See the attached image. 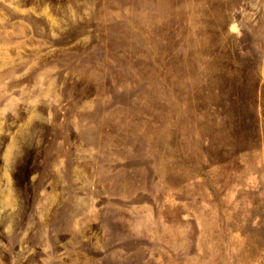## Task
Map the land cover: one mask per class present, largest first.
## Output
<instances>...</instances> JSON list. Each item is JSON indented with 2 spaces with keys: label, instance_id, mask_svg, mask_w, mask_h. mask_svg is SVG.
Here are the masks:
<instances>
[{
  "label": "rangeland",
  "instance_id": "rangeland-1",
  "mask_svg": "<svg viewBox=\"0 0 264 264\" xmlns=\"http://www.w3.org/2000/svg\"><path fill=\"white\" fill-rule=\"evenodd\" d=\"M0 264H264V0H0Z\"/></svg>",
  "mask_w": 264,
  "mask_h": 264
}]
</instances>
